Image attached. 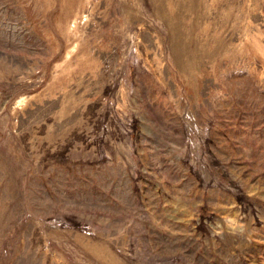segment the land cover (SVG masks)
I'll return each instance as SVG.
<instances>
[{
  "label": "rangeland",
  "instance_id": "1",
  "mask_svg": "<svg viewBox=\"0 0 264 264\" xmlns=\"http://www.w3.org/2000/svg\"><path fill=\"white\" fill-rule=\"evenodd\" d=\"M0 264H264V0H0Z\"/></svg>",
  "mask_w": 264,
  "mask_h": 264
}]
</instances>
